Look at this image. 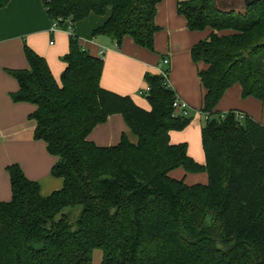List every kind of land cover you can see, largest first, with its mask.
<instances>
[{"label": "trees", "instance_id": "1", "mask_svg": "<svg viewBox=\"0 0 264 264\" xmlns=\"http://www.w3.org/2000/svg\"><path fill=\"white\" fill-rule=\"evenodd\" d=\"M162 0H43L51 21L73 26L61 83L47 59L25 46L29 68L9 70L15 102L36 105L34 138L58 157L52 174L62 188L44 196L19 164L8 166L12 199L0 200V264H264V124L237 109L216 106L239 83L242 96L264 101V0L229 9L218 0H177L190 30L210 33L190 50L203 88L201 129L206 163L172 143L192 114H176L177 93L163 76L147 72L151 108L101 86L104 58L79 41L77 23L107 15L92 35L125 36L155 50L157 5ZM10 0H0V8ZM108 11L109 14H108ZM200 63L204 67H200ZM122 114L137 137L114 145L88 139L110 115ZM208 173L187 184L170 172ZM81 207L75 221L65 212Z\"/></svg>", "mask_w": 264, "mask_h": 264}, {"label": "crops", "instance_id": "2", "mask_svg": "<svg viewBox=\"0 0 264 264\" xmlns=\"http://www.w3.org/2000/svg\"><path fill=\"white\" fill-rule=\"evenodd\" d=\"M41 4L45 13L36 15L37 10H41ZM94 16L95 14L92 13L86 19L79 21L77 32L81 46L92 55L100 57V51L102 49L106 51L101 77L102 87L122 95H130L138 105L149 110L150 102L144 100L139 93L140 89L147 85L145 74L147 72L159 74L160 69L164 67L160 65L162 58L168 57L170 87L188 103L192 111L199 101L202 106L204 91L198 75V67L190 53L191 47L198 40L194 38L186 43L184 40L181 48L176 46L177 37L191 31L186 17L177 10V0H162L157 5L155 20L161 29L155 34L154 51L136 44L130 36L124 37L121 47H118L116 43L112 45L111 42L114 41L112 39L108 41L109 36H93V30L103 24L107 15L99 19ZM52 22L43 0H10L8 4L0 8L1 201L12 199L8 171V166L12 164H19L28 178L38 181L44 196L63 186V179L52 174V168L57 163L58 157L48 151L45 141L34 138L36 123L30 118V114L36 109V105L13 101L11 94L19 89V84L9 73V70L29 68L25 54V46L28 45L47 59L53 76L58 83H61V75L66 67L64 56L69 51L70 29L63 28L61 25L59 29L52 31ZM206 30H209L208 34L211 31ZM163 36L169 39V45L165 48L160 45ZM200 67H204V64L200 63ZM222 100V107L226 111L232 109L243 111L264 124V101L253 96L243 97L239 83L228 88ZM175 131L170 132L171 142H183L178 139L173 142L172 135ZM130 133V127L124 116L113 114L106 121L96 125L88 135V139L98 145L108 146L117 144L123 134H127L130 138ZM130 139L135 141L134 138ZM191 184L196 182H190Z\"/></svg>", "mask_w": 264, "mask_h": 264}, {"label": "rangeland", "instance_id": "3", "mask_svg": "<svg viewBox=\"0 0 264 264\" xmlns=\"http://www.w3.org/2000/svg\"><path fill=\"white\" fill-rule=\"evenodd\" d=\"M218 4L220 7L223 6L224 8H229V9L230 8L236 9V10H238L240 8L242 10L244 9V0H218ZM42 13H45V9L43 7V4H41V10L38 9L35 14L39 15ZM101 16H103V15L95 14L94 17L99 19V17L101 18ZM62 26H63V28L70 29V23L69 22H64ZM76 27H77V25H76ZM208 31L209 30H206V31L191 30L185 34H180L177 37L178 44L176 46L178 48H181L183 46L184 40H185V43L189 40L194 39V38H197L194 40L199 41L208 35ZM77 34H78V32H77ZM78 36H79V34H78ZM107 39H109L108 41H111L112 38L107 37ZM114 43H116V42L115 41L111 42L112 45ZM168 43H169V39L166 36H163L161 38V43H160L161 47L165 48V46L169 45ZM195 67H196V65L194 64V69H195ZM145 86H146V84L144 85V87ZM141 97L147 101L146 95H141ZM223 97L221 98V100L219 101V103L216 106V110H219L221 112L220 115H223L227 112L226 109H224L222 107ZM200 104H201V101H199V104L197 106H194V110L192 111L191 122L184 129L176 130L172 135V140H173V142L176 139L182 140L183 142H186L188 145L189 154L197 162L205 163L206 157H205L203 144H202L201 126L204 125L206 117H205V114L203 112H201V105ZM130 138H134L135 141L137 140V137L132 132L130 133ZM186 174H187V176L185 177ZM170 175L174 178L184 179V181L188 184H190V182H196V183L197 182L198 183L208 182L207 172L191 173V172H187L183 167H179L176 170L172 171ZM192 178H194V179H192ZM65 212L69 215V218L71 221H75L81 212V207L68 208ZM102 260H103V250L101 248H95L93 250L92 264H101Z\"/></svg>", "mask_w": 264, "mask_h": 264}, {"label": "built area", "instance_id": "4", "mask_svg": "<svg viewBox=\"0 0 264 264\" xmlns=\"http://www.w3.org/2000/svg\"><path fill=\"white\" fill-rule=\"evenodd\" d=\"M60 27H61V24L59 23V21L55 20V21L52 22L51 30L52 31H56ZM72 31H73V26L70 24V33H72ZM105 53H106V51L104 49H102L100 51V57L104 58ZM160 65H162L164 67L160 69L159 75L164 77L165 84L168 87H170V80H169V78H170V68H169L170 67V59L168 57H163ZM149 90H150V86L146 85L145 87L140 89L139 93L141 95H147ZM173 107H174V110H175L176 114H180V115H183V116H189V115L192 114L191 113V111H192L191 107L178 94H177L176 98L174 99ZM236 116H237V118L239 120H243L244 117H245V113L243 111L237 110Z\"/></svg>", "mask_w": 264, "mask_h": 264}, {"label": "water", "instance_id": "5", "mask_svg": "<svg viewBox=\"0 0 264 264\" xmlns=\"http://www.w3.org/2000/svg\"><path fill=\"white\" fill-rule=\"evenodd\" d=\"M257 1H260V0H244V4L245 6H250Z\"/></svg>", "mask_w": 264, "mask_h": 264}]
</instances>
